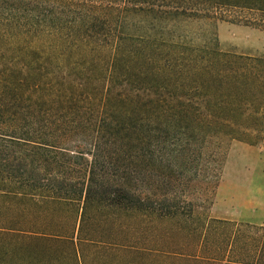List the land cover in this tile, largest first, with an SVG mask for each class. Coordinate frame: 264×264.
Masks as SVG:
<instances>
[{
	"label": "trees",
	"instance_id": "obj_1",
	"mask_svg": "<svg viewBox=\"0 0 264 264\" xmlns=\"http://www.w3.org/2000/svg\"><path fill=\"white\" fill-rule=\"evenodd\" d=\"M264 0H0V264H264V224L201 218L264 144Z\"/></svg>",
	"mask_w": 264,
	"mask_h": 264
},
{
	"label": "rangeland",
	"instance_id": "obj_2",
	"mask_svg": "<svg viewBox=\"0 0 264 264\" xmlns=\"http://www.w3.org/2000/svg\"><path fill=\"white\" fill-rule=\"evenodd\" d=\"M196 43L213 44L225 52L264 56V29L226 21L196 24ZM221 179L209 200L196 208L201 218L264 224V144L232 141ZM129 264V263H128Z\"/></svg>",
	"mask_w": 264,
	"mask_h": 264
}]
</instances>
